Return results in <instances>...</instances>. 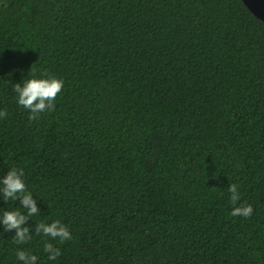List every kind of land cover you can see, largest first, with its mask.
<instances>
[{
	"label": "trees",
	"instance_id": "16d2710c",
	"mask_svg": "<svg viewBox=\"0 0 264 264\" xmlns=\"http://www.w3.org/2000/svg\"><path fill=\"white\" fill-rule=\"evenodd\" d=\"M31 70V71H30ZM55 75L29 121L15 83ZM0 176L41 211L0 264H264V21L243 0H0ZM230 183L249 218L233 217ZM50 206V207H49ZM17 207L0 198V211ZM73 239L48 260L38 222Z\"/></svg>",
	"mask_w": 264,
	"mask_h": 264
},
{
	"label": "clouds",
	"instance_id": "9594fccd",
	"mask_svg": "<svg viewBox=\"0 0 264 264\" xmlns=\"http://www.w3.org/2000/svg\"><path fill=\"white\" fill-rule=\"evenodd\" d=\"M31 71V70H30ZM21 83H15L13 91L17 95V103L29 111V121L37 120L41 113L54 111L56 98L65 86L63 79L52 76L36 77ZM7 109L0 110V119L6 118ZM228 191L231 193L230 202L234 206L231 211L233 217L249 218L253 215L254 207L248 202L238 203L241 200L239 185L230 183ZM0 198L6 203L16 202L17 207L0 211V224L4 232L14 231L13 239L17 245L25 244L32 240V228L29 220L40 213L38 198L29 190L25 179L24 169L10 167L6 175L0 176ZM50 207V206H49ZM37 236L43 234L48 238L45 241L43 252L48 260H56L61 256V249L52 241L64 243L73 239L68 225L57 219L50 223L38 222L34 228ZM16 258L21 264H38V256L31 251L17 248Z\"/></svg>",
	"mask_w": 264,
	"mask_h": 264
},
{
	"label": "water",
	"instance_id": "95a60500",
	"mask_svg": "<svg viewBox=\"0 0 264 264\" xmlns=\"http://www.w3.org/2000/svg\"><path fill=\"white\" fill-rule=\"evenodd\" d=\"M245 5L264 21V0H243Z\"/></svg>",
	"mask_w": 264,
	"mask_h": 264
}]
</instances>
